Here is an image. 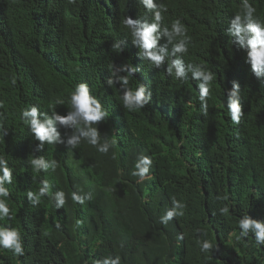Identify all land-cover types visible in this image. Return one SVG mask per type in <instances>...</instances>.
I'll return each instance as SVG.
<instances>
[{
	"label": "trees",
	"instance_id": "16d2710c",
	"mask_svg": "<svg viewBox=\"0 0 264 264\" xmlns=\"http://www.w3.org/2000/svg\"><path fill=\"white\" fill-rule=\"evenodd\" d=\"M249 2L264 19V0ZM157 3L166 6L161 31L179 19L191 38L187 54L172 57L175 41L161 35L157 48L169 55L159 67L140 56L121 23L127 16L154 21L141 0H0V156L12 170L10 218L0 226L19 229L24 246L20 256L0 249V264H102L117 256L120 264H264L254 233L237 239L244 215L264 221V77L253 74L247 49L227 32L242 0ZM175 58L215 74L206 102L191 72L183 80L167 73ZM125 64L138 69L128 87L144 84L151 96L139 111L122 105L121 82L107 84L109 67ZM234 81L239 123L227 106ZM80 83L109 113L94 125L100 142L117 143L107 153L83 140L74 147L67 140L77 129L57 124L60 142L39 149L23 110L67 115ZM41 156L57 161L55 172L34 170L30 160ZM142 156L151 160L143 177L133 174ZM44 180L53 195L31 203L28 192ZM57 191L66 196L58 209ZM171 209L177 215L162 222ZM204 240L213 242L206 251Z\"/></svg>",
	"mask_w": 264,
	"mask_h": 264
},
{
	"label": "clouds",
	"instance_id": "9594fccd",
	"mask_svg": "<svg viewBox=\"0 0 264 264\" xmlns=\"http://www.w3.org/2000/svg\"><path fill=\"white\" fill-rule=\"evenodd\" d=\"M144 7L154 12V21L149 23L146 19H133L127 16L122 19V25L129 30L132 41L140 48V56L150 60L151 64L159 67L165 61V56L169 55L166 48H157L158 40L161 35H167L169 41H175L171 56L175 57L177 53L187 54L190 36L188 30L179 19L174 20L171 27L164 26L161 31V21L163 19L162 12L166 11L163 3L158 4L157 0H141ZM256 8L249 0H242L241 10L237 12L230 22L227 32L235 38V43L240 47L247 49L246 62L251 65L253 74L259 79L264 77V19L255 15ZM113 50L117 53L123 51L120 42L113 44ZM111 76L107 79L109 86H114L117 80L121 82V88L124 90L120 98L122 105L126 110L139 111L151 100V96L146 94V86L140 84L135 89L129 88V78L134 76L138 71L135 66L129 64L123 65L117 70L113 65L109 67ZM125 72L126 75H117V72ZM192 73V79L199 81V99L205 101L209 97L212 81L215 74L207 70L203 65L189 63L187 67L181 58L170 59L167 73L179 79H187V73ZM228 95V111L234 123H239L243 114L240 86L237 82H233V88L229 89ZM57 104H64L62 99L56 101ZM71 111L67 115H61L56 111L51 116L41 114L36 106L24 109L22 119L30 126L34 138L41 143L39 149H43L44 142L55 144L60 142V132L57 130V124L65 127H74L76 133L68 137L67 143L74 147H78L82 140L88 144L95 146L101 153H107L109 148L113 147L117 141L105 140L101 143L100 131L94 125L105 120L109 113L102 105L101 100L92 94L87 83H80L72 91L70 96ZM206 112V108L204 109ZM43 115V118H41ZM34 170L55 172L58 167L56 160H46L44 157H36L30 160ZM151 160L149 157L142 156L137 164V172L134 175L143 177L149 171ZM12 182V170L8 167L7 160L0 156V219L10 218L11 208L9 206L8 197L9 189L5 186ZM46 194L52 196L51 185L47 180L42 182V186L38 192L29 191L27 196L31 203L38 204L42 197ZM55 207L58 209L66 203L64 191H57L55 194ZM74 202L83 203V197L76 192L71 193ZM91 198V197H89ZM222 214L227 215L229 208L227 206L221 209ZM177 215L175 209L169 210L162 217V222L167 223ZM79 223V222H78ZM240 229L237 239L248 237L250 233H254L256 242L264 245V221L253 219L249 215H244L238 220ZM202 250L206 251L213 245L211 240L198 241ZM0 249H9L15 255L20 256L24 253L23 238L19 229L13 227L0 226ZM102 264H120V258L105 259Z\"/></svg>",
	"mask_w": 264,
	"mask_h": 264
}]
</instances>
